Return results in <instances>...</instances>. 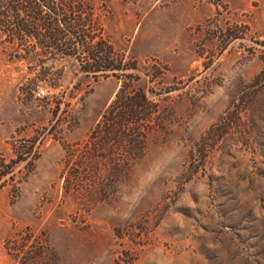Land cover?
<instances>
[{
	"label": "rangeland",
	"instance_id": "obj_1",
	"mask_svg": "<svg viewBox=\"0 0 264 264\" xmlns=\"http://www.w3.org/2000/svg\"><path fill=\"white\" fill-rule=\"evenodd\" d=\"M93 4L124 69L21 59L0 36V264H99L105 250L107 264H148L154 249L172 264H264V0ZM123 83L142 133L132 158L125 133L94 134ZM148 169L171 182L122 220L117 186Z\"/></svg>",
	"mask_w": 264,
	"mask_h": 264
},
{
	"label": "trees",
	"instance_id": "obj_2",
	"mask_svg": "<svg viewBox=\"0 0 264 264\" xmlns=\"http://www.w3.org/2000/svg\"><path fill=\"white\" fill-rule=\"evenodd\" d=\"M102 30L93 0H0V36L21 59L40 53L70 56L79 62L83 71L94 76L124 69L115 59L114 46L101 34ZM134 67L136 69V65ZM124 85L104 113V124L100 122L94 134L125 133L126 152H130L131 157L136 155L138 135L142 133L137 125L130 127L139 120H132L131 109L138 106L135 95L122 94ZM140 96L144 102H149L144 91ZM120 102L122 106L117 110ZM116 166L121 167V164L116 163Z\"/></svg>",
	"mask_w": 264,
	"mask_h": 264
},
{
	"label": "clouds",
	"instance_id": "obj_3",
	"mask_svg": "<svg viewBox=\"0 0 264 264\" xmlns=\"http://www.w3.org/2000/svg\"><path fill=\"white\" fill-rule=\"evenodd\" d=\"M234 79L235 76H233V80ZM227 86H232V81H229ZM226 98V93H222V95L217 99L224 100ZM180 153L181 149L179 144L174 143V146L167 153L169 167L178 163ZM148 173L152 176V179L148 183H143L142 180L138 179L136 185L127 192L122 186H117V195L122 205L119 211V216L122 220H127L131 217L132 213L140 205V203L148 197L152 191H154L155 186L160 180L167 179L171 182V176L168 174L167 169H160L158 171L148 169ZM204 187H206V185ZM109 254V250H105L103 256L100 258L99 264H107ZM93 264H97V262L94 261ZM148 264H172V261L167 254L163 252V250L154 249L149 256Z\"/></svg>",
	"mask_w": 264,
	"mask_h": 264
}]
</instances>
